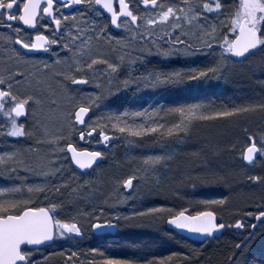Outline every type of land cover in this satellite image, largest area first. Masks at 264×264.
Listing matches in <instances>:
<instances>
[{"label": "snow or ice", "instance_id": "snow-or-ice-1", "mask_svg": "<svg viewBox=\"0 0 264 264\" xmlns=\"http://www.w3.org/2000/svg\"><path fill=\"white\" fill-rule=\"evenodd\" d=\"M70 6H82L83 10L65 14ZM40 27L48 30V34ZM111 27L122 29L127 35L114 36ZM0 28L4 29L0 31V53H3L0 55V145L9 146L0 151V176H14L20 181L0 185V264H48L54 253L43 255L42 247L57 238L83 237L85 223L80 218H87V227L96 232L118 228L122 220L132 222L137 216H147L154 223L166 219L177 229L206 237L232 227L218 222L213 207L225 205L226 197L199 201L204 209L194 214H188L186 209L176 212L163 205L130 215L112 213L115 203L108 204L107 197L101 204L91 203L94 181L83 180L73 185L64 178L67 172L64 161L79 170H91L105 157L104 151L81 147L75 141L77 136L80 141L86 137L92 140V134L96 133L95 142L101 145L111 143L110 137L116 133L134 137L160 133L183 139L197 121L264 114V99H261L220 108L195 102L169 108L161 106L151 112H109L89 119L94 109L107 106V98L121 88L135 85L139 90L186 80H206L209 73L218 75L229 60L243 63L257 52L264 56V0H0ZM102 44L110 51L123 50V54L110 59L95 51ZM200 53L214 55L216 63L203 69L170 71L144 67L150 56L168 59ZM255 70L264 73V59L256 64ZM137 72L139 75H135ZM122 73L124 78L120 79ZM88 85L95 90L84 91L82 86ZM161 113L173 114L178 119L175 123H161L164 118ZM129 117H139L143 122ZM244 133L240 160L249 166L255 165L257 158L264 162V127L258 131L245 128ZM42 145L48 149L44 153L40 151ZM171 159L168 154L148 155L143 158L144 171L155 172L161 165L166 167ZM21 171L24 176L20 175ZM71 175L76 177V171ZM30 176L42 179L29 182ZM50 177L58 182H51ZM141 179L134 172L115 182L123 189H131L133 182ZM195 179L211 184L221 182L223 177L208 169ZM247 179L264 184V175H248ZM65 193L70 197L68 204L60 198ZM84 201L88 202L85 207L78 208ZM105 205H108L107 216ZM66 208L75 211L71 219L61 216ZM261 209L264 202L257 205L255 212H247L235 220V227L247 235L233 245L227 264H264V252L251 258L248 253L257 235V225L247 224V218L254 217L264 223ZM88 251L92 254L89 264H176L173 258L183 255L174 252L159 258L114 257L97 247ZM38 253H41L39 260ZM61 255L67 257L65 264H86L79 259L82 252ZM96 257L103 259L98 261Z\"/></svg>", "mask_w": 264, "mask_h": 264}, {"label": "rangeland", "instance_id": "rangeland-1", "mask_svg": "<svg viewBox=\"0 0 264 264\" xmlns=\"http://www.w3.org/2000/svg\"><path fill=\"white\" fill-rule=\"evenodd\" d=\"M77 9L82 11L83 7L73 8L69 12L65 11V14H70ZM0 31H4V29L0 28ZM46 31L48 32V30ZM111 33L114 36L127 35L123 30H121V33H116L111 29ZM93 43L95 44V42ZM136 46L139 47L140 45L137 44ZM95 51L102 53L110 59H114L116 56L123 54V50L110 51L108 46L103 44L101 47L95 48ZM0 55H3V53H0ZM216 59L217 57L208 53H200L191 57H172L168 59L159 56H150L148 57L149 62L144 67L167 71L191 67L203 69L214 65ZM261 59H264V56L257 52L248 61L243 63L229 60L228 64L220 70L218 75L209 73L206 80H186L180 84L142 87L139 90H137L135 85H130L128 88H121L119 92L111 96L114 97L119 94L126 95L128 101L131 102V106L129 110L122 111L129 112L141 110L151 112L152 109L147 103L148 99L143 96L144 93L155 94L156 92H160V96H163L161 106L164 108L195 102L211 103L214 107L220 108L222 105L231 107L250 101H258L264 99V73L255 70L256 64ZM137 67L141 71L143 70V67L139 64ZM135 75H139V72L135 73ZM123 78L124 74L122 73L120 79ZM82 87L86 92L95 90L92 85ZM154 97H158L157 94ZM109 101L108 97L106 100L107 106H110ZM107 106L101 105L99 108L94 109L89 119L101 117L109 112H120L113 108L104 110L108 109ZM161 117H164L160 120L161 123H175L178 119L173 114L164 116V113H161ZM129 119L143 122L139 117H129ZM262 127H264V114L256 112L247 113L236 118H217L211 121H197L190 133L183 139H177L175 136H162L160 133L147 134L143 137L116 133L115 136L110 137L111 143L101 145L95 142V138L97 137L96 133H94L92 140L86 137L84 141H80L77 136L75 141L81 147L89 148V150H100L106 153L101 163L94 170L84 175L76 174V177H72L71 175L72 171H74L72 165L68 161H64L67 169L64 178L68 179L70 183L75 185L78 182L82 183L83 180H92L95 182L93 185L95 192L91 199L93 205L101 204L104 198L107 197L108 204L115 203V206L111 208L112 213L130 215L134 211L142 212L148 207L163 205L176 212L181 209H186L188 214H194L195 211L204 209V206L199 201L205 199L216 200L226 197L225 205H216L213 207L218 213V220L232 225V227H226L225 232L218 238L197 243L167 229L165 226L166 219L162 222L154 223L147 216H137L132 222L122 220L117 232L112 234L114 236H122V241H120L122 248L120 249L115 245L114 238L112 241H110V238V242L102 240L101 235L87 227V218H80L82 223H85L83 237H75L73 235L71 239L66 237L57 238L52 246L42 248L41 253L43 255L54 253V255L49 257L48 264H65L67 257L61 255V253H70L71 251L82 252L83 255L79 259L89 264L92 259V254L88 250L93 247L100 248L106 255L114 257L137 256L159 258L170 256L175 252L183 254L178 258H173L176 264H227V258L233 251V245L243 240L244 236L247 235V232L243 229H237L235 227V220L243 218L247 212H255L257 205L264 202V184H258L247 179L248 175H264V162H261L258 158L255 165L249 166L245 165L239 158V148L245 139L244 129L258 131ZM108 130L109 132L113 131L110 127ZM197 136L199 139H196ZM155 137L160 138L165 143L166 141L169 142L168 146L170 147L171 144L173 147L168 152V155H171L172 159L167 162L166 167L164 166L160 172L156 173L153 188L150 191L136 189L134 182L131 189L121 188L115 181L131 174L130 172L134 165V163L132 165V161L134 160L132 155L140 150L142 142L153 141ZM192 138L194 139L191 141ZM200 139L201 142L207 144L206 147L208 148L210 143H212V147L210 146L212 148L210 150L211 155H203L199 163L190 168L191 173L187 178L185 176L186 179H184L183 189H180L178 193H173V197L169 202L157 201L156 197L152 196V193L161 187L166 178L168 179V170L172 166V162H174L172 160L175 157L178 158L186 155L190 148L200 142ZM233 145L236 147L233 148ZM8 147V145H0V151L7 150ZM47 150L46 145L40 147L41 153ZM238 164H240L239 168H235ZM208 169L213 171L217 169L216 172L223 177L222 181L219 183L204 184L195 179L197 175ZM20 175L24 176L25 173L21 171ZM189 177H193V179H189ZM40 179L42 178L30 176L29 182H38ZM49 180L53 183L58 182L51 177ZM19 182L14 176H0V185H10ZM168 187L166 188L168 189ZM49 195L53 196L52 193H49ZM56 195L58 196V194ZM60 198L64 200L65 204L70 203V197L67 193H65L64 197ZM120 200H124V202L119 203ZM86 203L88 202H81L77 207L84 208ZM105 208V215L107 216L108 205H105ZM88 210L91 211L90 208ZM73 215H75V211L72 208H66L61 213L62 218L67 219H71ZM247 224L257 225L255 230L257 235L248 249L249 258H251L252 256H259L264 252V223L257 221L254 217H249L247 218ZM248 231H251V228ZM223 251L226 254L224 260L220 261L217 257ZM41 253L36 255L37 260L41 259ZM96 259L100 261L103 258L96 257ZM169 264H173V262H169Z\"/></svg>", "mask_w": 264, "mask_h": 264}, {"label": "trees", "instance_id": "trees-1", "mask_svg": "<svg viewBox=\"0 0 264 264\" xmlns=\"http://www.w3.org/2000/svg\"><path fill=\"white\" fill-rule=\"evenodd\" d=\"M158 97H154V95ZM160 92H156L155 94H151V93H144L143 96L146 97L147 103L150 105V108H159L161 107V103L163 102L162 98L163 96H160ZM164 95V94H163ZM150 97V98H149ZM145 98V99H146ZM109 105L111 106H107L108 109H104V110H109L110 108H113L115 110L118 111H122V110H129L130 106H131V102L128 101V98L126 95L123 94H119L117 96H109ZM194 138L191 139V141ZM196 139H199V137L197 136ZM200 142H198V144L194 145L192 148H190L188 151V153L182 157H178V158H174V162H172V166H170V169L168 170L169 172L167 173L168 179L166 178L163 181V184L161 185L160 188H157L155 191H153L152 196L156 197V200L159 202H169L172 197H173V193H178L180 191V189H183V184L185 183V180L187 178L188 175H190L191 173V167L192 166H196L197 163H199L200 158L203 155H211L210 150L212 149V143H210L209 148L206 147V143L201 142V139L199 140ZM169 142L166 141V143L164 141H161L160 138L155 137V139H153V141H145L142 142L140 145V150L137 151L136 153H134L132 155L133 160L132 161V165L133 168L131 169L132 171L130 172L131 174H133L134 172H136L138 175L142 176L143 179H141L138 183L136 181H134V185L136 187V189H143V190H148L150 191L155 183V176L156 173L160 172V170L164 167L163 165H161L157 171L153 172V171H148L145 172L144 171V164L143 160L144 157L148 156V155H161V154H168L169 150L173 147L170 144V147L168 146ZM211 146V147H210ZM191 152H195V153H191ZM240 164L237 165V167L235 168H239ZM217 169H215L214 171H216ZM77 175H82L76 172ZM186 176V178H185ZM167 186L168 189L166 188ZM101 235V239L107 242H110L113 240H115V245H117V247H119L120 249L122 248V246L120 245V241H122V236L121 235H117L114 236L112 234H99ZM111 238V239H110ZM110 239V241H109ZM225 252H221L220 255L217 257L218 260L223 261L224 257H225Z\"/></svg>", "mask_w": 264, "mask_h": 264}, {"label": "water", "instance_id": "water-1", "mask_svg": "<svg viewBox=\"0 0 264 264\" xmlns=\"http://www.w3.org/2000/svg\"><path fill=\"white\" fill-rule=\"evenodd\" d=\"M76 7H81V6H76ZM71 9V6L67 9V10H70ZM27 29H28V26H25ZM114 31H119L120 29H117L115 27H111ZM27 51V50H26ZM91 114V113H90ZM90 114H89V117H90ZM94 135V133L92 134ZM258 159V158H257ZM245 165H247V162H243ZM100 164V163H99ZM98 164V165H99ZM97 165V166H98ZM96 166V167H97ZM73 169L76 171V172H79V173H89L90 171H92L93 169L91 170H79L75 165H72ZM219 222V221H218ZM166 227L167 229L169 230H172L174 232H176L177 234L183 236V237H186L188 238L189 240H192V241H195V242H199V243H203L205 241H207L208 239H214V238H217V237H220L223 232L225 231V228L224 229H221V230H218L217 232L214 233V235L212 237H206L204 234H199V233H194V232H190L188 230H181V229H177L175 228L174 226L172 225H169L167 223V220H166ZM117 232V228H113V229H103L101 230L100 232L98 233H103V234H115ZM55 241V240H54ZM54 241L52 242H46L45 245L42 247H49V246H52L54 244Z\"/></svg>", "mask_w": 264, "mask_h": 264}, {"label": "flooded vegetation", "instance_id": "flooded-vegetation-1", "mask_svg": "<svg viewBox=\"0 0 264 264\" xmlns=\"http://www.w3.org/2000/svg\"><path fill=\"white\" fill-rule=\"evenodd\" d=\"M72 9H73V8H72ZM24 28H25L26 31L29 30V29H27L25 26H24ZM40 28H41V27H40ZM111 29H112V28H111ZM40 30H44V29H40ZM112 30H113V29H112ZM121 30H122V29H120L119 31H114V30H113V31L116 32V33H121ZM44 31H45V34H48V32H47L46 30H44ZM17 47H20V46H17ZM24 51L27 52L26 50H24Z\"/></svg>", "mask_w": 264, "mask_h": 264}]
</instances>
